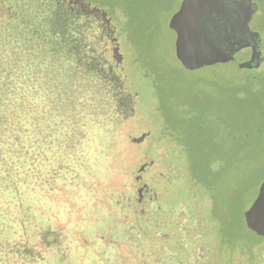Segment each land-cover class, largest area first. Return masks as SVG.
I'll use <instances>...</instances> for the list:
<instances>
[{"label":"rangeland","instance_id":"obj_1","mask_svg":"<svg viewBox=\"0 0 264 264\" xmlns=\"http://www.w3.org/2000/svg\"><path fill=\"white\" fill-rule=\"evenodd\" d=\"M120 22L121 78L138 93L133 114L129 107L116 114L115 136H96L91 130L89 136L62 137V147L45 155L49 159L42 169L57 168V176L47 173L29 188L11 183L6 192L0 187L15 213L8 219L10 207L0 199V240L45 247L47 237H34L48 234L58 246L50 248V256L40 253L44 260L35 264H110L112 251L107 238H101L109 211L98 198L122 189L129 172L152 158L153 171L179 176L171 184L174 198H183L193 212L204 201L199 214L205 221H215L211 205L224 215V223L233 221L227 247L234 256L244 253L240 264H264V236L244 221L245 211L261 190L264 194V78L250 82L245 72L188 67L175 53L166 16L141 2L131 19ZM141 131L149 132L143 145L133 144L129 134ZM200 166L213 173L208 181L201 178ZM171 197L163 194L164 200Z\"/></svg>","mask_w":264,"mask_h":264},{"label":"flooded vegetation","instance_id":"obj_2","mask_svg":"<svg viewBox=\"0 0 264 264\" xmlns=\"http://www.w3.org/2000/svg\"><path fill=\"white\" fill-rule=\"evenodd\" d=\"M9 1L0 0V13L11 12L14 6ZM34 1L54 3L63 12L68 42L74 44L80 59L94 61L96 73L109 78L120 107H129V114L135 110L134 97L138 93L129 91L121 78L119 25L121 17L132 18L140 2L163 19L166 16V23L174 26L176 55L205 62L206 66L196 69L228 75L245 72V79L250 82L264 78V0ZM116 43L121 54L119 63L113 53ZM183 45L187 47V55L183 54ZM149 160L152 163L145 171L129 172L122 189L98 198L109 211L101 227L104 233L101 238H107L105 244L112 251L110 264H240L244 253L234 256L227 247L228 230L235 226L233 221L224 223V215L214 211L213 205L209 210L215 221L203 220L199 213L204 201L199 212H193V206L183 198H174L176 189L171 184L180 180L179 176L172 171H153L154 160ZM164 193L172 194L170 200H164ZM38 236H33L34 241L45 236L49 248L32 245L33 264L37 257L43 258L40 253L47 252L50 256V248L58 246L53 245L48 234Z\"/></svg>","mask_w":264,"mask_h":264},{"label":"trees","instance_id":"obj_3","mask_svg":"<svg viewBox=\"0 0 264 264\" xmlns=\"http://www.w3.org/2000/svg\"><path fill=\"white\" fill-rule=\"evenodd\" d=\"M9 2L11 12L0 13L2 190L11 183L29 188L47 173L57 176V168L45 173L42 169L49 159L45 155L62 147V137L89 136L91 130L96 136H115V116L122 109L109 78L96 73L94 61L80 59L68 42L63 12L54 3ZM201 169V178L208 181L212 172ZM0 199L11 201L5 193ZM11 204H6L8 219L15 218ZM31 255L29 244L0 240V264H33Z\"/></svg>","mask_w":264,"mask_h":264},{"label":"water","instance_id":"obj_4","mask_svg":"<svg viewBox=\"0 0 264 264\" xmlns=\"http://www.w3.org/2000/svg\"><path fill=\"white\" fill-rule=\"evenodd\" d=\"M172 27H174V26H172ZM175 27L177 28V26H175ZM113 49H114L113 53H116V55H114L116 63H119V61L121 59V54L118 52L117 43L114 45ZM182 51H183L184 55L187 53V47L185 45L182 46ZM178 56L188 67H191L193 69L206 66L205 62L197 61L194 59L193 60L186 59V58L182 57L183 55L181 56V54H178ZM236 65L237 64L235 63L234 67ZM124 77H125V75H124ZM148 135H149L148 131H141V132L136 133V134H134V133L129 134V138L133 144H136V145L142 144L143 145L145 138ZM151 163H152V161H150V160L145 161V162H140L138 164V166L136 167V171L138 173L145 171ZM244 221L246 223V227L249 230L254 231L256 234H258L260 236H264V194L262 193V190H261V193L259 194V196L257 197V199L254 201V203L245 211Z\"/></svg>","mask_w":264,"mask_h":264}]
</instances>
